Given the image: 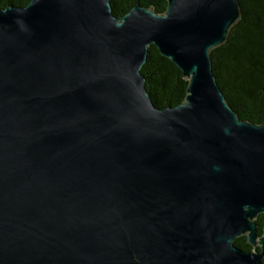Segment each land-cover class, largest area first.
<instances>
[{
  "label": "water",
  "instance_id": "water-1",
  "mask_svg": "<svg viewBox=\"0 0 264 264\" xmlns=\"http://www.w3.org/2000/svg\"><path fill=\"white\" fill-rule=\"evenodd\" d=\"M166 4L0 10V264H264V122L229 107L210 56L239 3ZM150 46L187 81L176 107L145 89Z\"/></svg>",
  "mask_w": 264,
  "mask_h": 264
},
{
  "label": "trees",
  "instance_id": "trees-1",
  "mask_svg": "<svg viewBox=\"0 0 264 264\" xmlns=\"http://www.w3.org/2000/svg\"><path fill=\"white\" fill-rule=\"evenodd\" d=\"M240 19L229 30L226 42L210 53L213 74L229 107L242 121L259 125L264 122V0H237ZM30 0H0V10L9 6L23 8ZM112 12L121 17L134 6L164 14L166 0H110ZM141 75L156 108H173L184 101L187 81L155 46L148 48ZM257 234H262L263 217L255 220ZM234 246L244 252L251 247L245 237Z\"/></svg>",
  "mask_w": 264,
  "mask_h": 264
},
{
  "label": "clouds",
  "instance_id": "clouds-1",
  "mask_svg": "<svg viewBox=\"0 0 264 264\" xmlns=\"http://www.w3.org/2000/svg\"><path fill=\"white\" fill-rule=\"evenodd\" d=\"M18 23H20V22H18Z\"/></svg>",
  "mask_w": 264,
  "mask_h": 264
}]
</instances>
